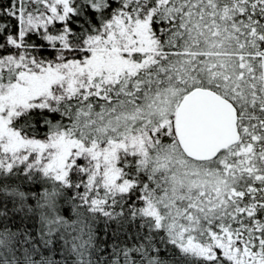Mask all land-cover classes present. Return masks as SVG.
<instances>
[{
    "label": "snow or ice",
    "instance_id": "snow-or-ice-1",
    "mask_svg": "<svg viewBox=\"0 0 264 264\" xmlns=\"http://www.w3.org/2000/svg\"><path fill=\"white\" fill-rule=\"evenodd\" d=\"M0 264H264V0H0Z\"/></svg>",
    "mask_w": 264,
    "mask_h": 264
}]
</instances>
